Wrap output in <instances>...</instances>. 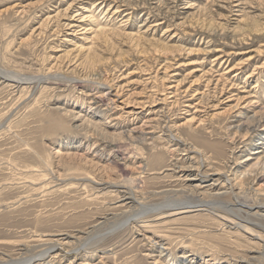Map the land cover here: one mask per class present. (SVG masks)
<instances>
[{
	"label": "rangeland",
	"instance_id": "obj_1",
	"mask_svg": "<svg viewBox=\"0 0 264 264\" xmlns=\"http://www.w3.org/2000/svg\"><path fill=\"white\" fill-rule=\"evenodd\" d=\"M5 73L0 264H264V0H0Z\"/></svg>",
	"mask_w": 264,
	"mask_h": 264
},
{
	"label": "bare ground",
	"instance_id": "obj_2",
	"mask_svg": "<svg viewBox=\"0 0 264 264\" xmlns=\"http://www.w3.org/2000/svg\"><path fill=\"white\" fill-rule=\"evenodd\" d=\"M4 74V73H3ZM6 79V80H13V81H15L16 83H21V82H23V79L24 78H22V77H17L16 75H12L11 74V76L10 75H8V74H6L5 73V75L3 76L2 74H0V79ZM27 79V81H33V79H35V80H39L40 78H26ZM257 127V126H256ZM258 152V150H255V151H253L252 153H257ZM251 153V154H252ZM264 170V169H263ZM261 172V171H260ZM257 173V172H256ZM260 174V173H259ZM260 176V175H259ZM261 178H262V180L264 181V172H262L261 173ZM232 188V187H231ZM230 188V189H231ZM233 189V188H232ZM128 191H130V190H128ZM127 191V192H128ZM232 192V191H231ZM212 193V192H211ZM128 194V193H127ZM131 194H132V192H131ZM126 195V194H125ZM124 196V195H123ZM122 196V197H123ZM136 196V195H135ZM135 196H133V195H130L128 198H127V200H128V203H130V204H133V205H138L139 207H141V208H144V207H146V204H144V203H142L137 197H135ZM195 197V196H194ZM238 197V196H237ZM244 197V196H243ZM247 196H245V198H246ZM249 198V197H248ZM192 200H193V198H191ZM196 200V199H195ZM202 201V200H201ZM236 201H238V202H240L239 204H241L242 206H248V204L246 203V202H241V200L239 199V198H237V200ZM243 201V200H242ZM195 201H187V203H189L190 205H186V206H179V205H182V204H185L184 202H182V203H175V204H167V205H161V206H158V207H154L153 209H150V210H162L163 208H165V207H167V208H169L170 207V210H172V209H175L174 210V213L176 214V213H181V212H185V211H188V210H190V209H192V207H197V206H201V205H192L191 206V203H194ZM205 202V201H204ZM186 203V204H187ZM212 203V202H211ZM248 203H249V199H248ZM202 204V203H201ZM210 204V203H209ZM236 205V204H235ZM173 206H175V207H173ZM251 206V205H250ZM241 208V207H240ZM239 208V209H240ZM198 209H200L199 207L198 208H196V210H198ZM241 209H243V208H241ZM230 210V209H229ZM246 210V209H245ZM231 211V210H230ZM235 211V210H234ZM242 211V210H241ZM247 211H249L248 209H247ZM161 212V211H160ZM159 212V213H160ZM163 212V211H162ZM161 212V213H162ZM168 212V211H167ZM160 213V214H161ZM142 214H144L142 211L141 212H138V211H133L132 210V213H125V215H124V217H125V219H124V221L122 222V223H124L125 221L127 222L128 220H130L131 218H133V217H139V216H142ZM50 240V239H49ZM58 243H59V241L58 240H50V242L49 243H47V244H49V247L48 248H44L43 250L44 251H42L41 252V254H39V255H44V254H46V252L49 250V249H53V248H55L56 246H58ZM48 246V245H47ZM46 246V247H47ZM30 260V259H29ZM24 264V263H23Z\"/></svg>",
	"mask_w": 264,
	"mask_h": 264
}]
</instances>
